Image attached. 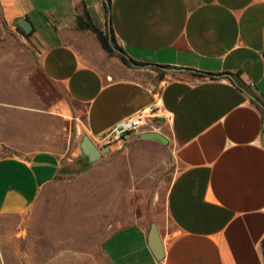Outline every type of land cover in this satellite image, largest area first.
<instances>
[{
  "label": "crops",
  "instance_id": "obj_1",
  "mask_svg": "<svg viewBox=\"0 0 264 264\" xmlns=\"http://www.w3.org/2000/svg\"><path fill=\"white\" fill-rule=\"evenodd\" d=\"M85 10L140 66L123 65L95 34L77 28ZM19 18L30 23L28 34ZM0 20L30 46L55 87L54 95L5 107L25 128L9 131L3 118L1 216L23 214L38 195L93 168L80 143L65 157L61 134L70 122L80 121L92 141L157 108L158 133L168 143L130 136L120 154L129 167L145 160L153 170L132 172L133 181L155 183L159 170L175 167L153 220L164 258L157 262L147 247L150 223L116 228L104 239L111 244L105 256L112 264H264V0H0ZM158 66L176 70L159 80ZM194 71L232 79H199ZM122 183V172L100 168L64 195H124ZM133 226L136 249L120 250V231Z\"/></svg>",
  "mask_w": 264,
  "mask_h": 264
},
{
  "label": "rangeland",
  "instance_id": "obj_2",
  "mask_svg": "<svg viewBox=\"0 0 264 264\" xmlns=\"http://www.w3.org/2000/svg\"><path fill=\"white\" fill-rule=\"evenodd\" d=\"M10 34L13 33L0 20V132L6 118L8 130L14 125L18 133L20 126L25 128V121L10 118L5 107L16 106L30 96L54 95L55 87L41 76L38 58L30 46ZM154 121L158 132L159 122ZM83 134L82 124L77 120L62 132L61 139L68 146L65 157L77 148ZM124 149L92 163L93 168L80 181L59 182L48 195H38L23 214L0 215V264H112L105 256L111 244L104 239L118 227L149 224L159 219L166 184L175 168L172 164L164 171L159 170L155 183L148 184V177L133 181L132 172L153 170L145 160L129 167L120 154ZM114 160L119 164L115 165ZM100 168L122 172L124 195H64L95 179ZM137 238L134 226L120 231L117 239L123 240L119 243L120 250L136 249Z\"/></svg>",
  "mask_w": 264,
  "mask_h": 264
},
{
  "label": "water",
  "instance_id": "obj_3",
  "mask_svg": "<svg viewBox=\"0 0 264 264\" xmlns=\"http://www.w3.org/2000/svg\"><path fill=\"white\" fill-rule=\"evenodd\" d=\"M107 7L109 8V4L107 3ZM16 24L20 27V29L25 33L28 34L31 31V25L28 22V20L19 18L16 20ZM110 27V17L108 16V28ZM108 34L110 36V30H108ZM113 50L116 53L122 54L126 57V55L123 52L118 51L116 48H113ZM127 58V57H126ZM128 59V58H127ZM129 63L132 67H138L134 62L129 60ZM151 66V65H148ZM162 71L170 72L174 71L176 69L172 68H166V67H160L158 66ZM195 73L202 74L203 76H206L208 78H229L232 79L231 75L228 73H223L220 75L212 74V73H204V72H198L194 71ZM251 98L256 101V103L260 104V102L253 96ZM139 138L142 140H152V141H157L163 145H166L168 143V140L165 136L162 134L155 132V131H145L139 135ZM80 149L82 152V155L88 160L90 164L98 161L101 159L102 155H104L106 152L109 151V148H103V149H98L93 142L87 137L83 136L80 142ZM147 247L153 256V258L157 262H161L164 258V249H163V243L161 240V236L159 234L157 225L154 222H151L148 228V233H147Z\"/></svg>",
  "mask_w": 264,
  "mask_h": 264
},
{
  "label": "built area",
  "instance_id": "obj_4",
  "mask_svg": "<svg viewBox=\"0 0 264 264\" xmlns=\"http://www.w3.org/2000/svg\"><path fill=\"white\" fill-rule=\"evenodd\" d=\"M157 108H152L148 111H141L132 117L124 119L99 136L92 139L93 144L98 149L116 148L121 149L130 136H139L145 131H156L154 124L157 120Z\"/></svg>",
  "mask_w": 264,
  "mask_h": 264
},
{
  "label": "trees",
  "instance_id": "obj_5",
  "mask_svg": "<svg viewBox=\"0 0 264 264\" xmlns=\"http://www.w3.org/2000/svg\"><path fill=\"white\" fill-rule=\"evenodd\" d=\"M76 25L77 28L81 31L88 30L95 34L101 48L106 52L109 56H116L120 62L129 67L132 68L128 59L119 53H116L113 48H116L118 51L123 52L122 49L117 45L113 32H110V36L108 32H103L99 30L91 21L89 13L85 10L81 16L76 17ZM136 65L140 66L139 63H135ZM152 70L158 72V79L162 80L164 79L165 75L167 74L166 72L158 69V68H152ZM191 75L195 78H207L206 76H203L202 74L199 73H191Z\"/></svg>",
  "mask_w": 264,
  "mask_h": 264
}]
</instances>
